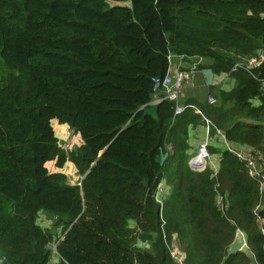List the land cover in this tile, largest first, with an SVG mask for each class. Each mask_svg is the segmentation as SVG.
<instances>
[{
    "label": "trees",
    "instance_id": "obj_1",
    "mask_svg": "<svg viewBox=\"0 0 264 264\" xmlns=\"http://www.w3.org/2000/svg\"><path fill=\"white\" fill-rule=\"evenodd\" d=\"M110 1L127 0H0V264H49L60 229L57 264H264V180L213 146L219 171L194 170L181 136L209 119L211 137L220 130L264 160V62L233 70L264 49V0ZM172 54L206 58L238 83L176 114L173 100L152 103ZM53 120L80 134L79 151L61 148ZM50 161L87 174L72 185ZM238 229L247 251L230 255Z\"/></svg>",
    "mask_w": 264,
    "mask_h": 264
},
{
    "label": "crops",
    "instance_id": "obj_2",
    "mask_svg": "<svg viewBox=\"0 0 264 264\" xmlns=\"http://www.w3.org/2000/svg\"><path fill=\"white\" fill-rule=\"evenodd\" d=\"M173 55H176V54L170 55V61H171ZM176 57H177V62L175 63L174 66H171V64H170V68H169L168 72L173 74L174 76L178 72H185L188 76L187 80L185 81L186 84L185 85L183 84L184 88L183 89L181 88V90H180L179 104L181 106H185L186 103L188 101H191V100L203 103V102L209 101L210 97H212L214 100L213 102H215L214 96L219 90L230 92L235 88V86L238 83L235 78L230 76L229 73L215 72L212 68H209V66L202 68V65L204 64V60H206V58H203V57H185L182 55L181 56L176 55ZM199 60H201V66L198 68V70L195 67L192 68L193 64L197 63ZM209 102H211V101H209ZM253 103L257 105L260 103V100L255 98L253 100ZM196 111L198 112V110H196ZM55 121H57V120H55ZM56 123H57V125H59V129H60V131L58 130L59 132H57L56 127H55ZM52 124H53V127H54V130H55L57 137L59 134L73 135L71 131L74 129H72L68 124H61L58 121L57 122L52 121ZM207 127H208V122H202V123H198L195 125L190 124V125H188L184 134L181 135L182 138H184V140L188 143L189 148L186 152L190 156V158L196 152H198L199 147L205 143L208 146H213L215 148H219L220 150L232 148V149L236 150L237 152L245 153V154H248L252 151L253 148L250 145L228 141L224 134L218 133L214 137L213 136L211 137ZM81 140H82V138H81ZM82 144H83V142H80L78 144L77 148L82 147ZM62 147L67 151L71 150L70 147H69V149H66L64 147V145H62ZM77 148H75L74 150H76ZM168 148L170 150H172V147H168ZM211 155H212V157H211V160H209V166L213 169L214 173H217L219 171V168H220V162H221L222 154L220 152H217V153H211ZM50 162L55 163V161H50ZM67 165H72L73 166V172L76 174L79 173L78 168L76 167V165L72 161H68L65 164V166H67ZM55 166H56V164H55ZM64 167L63 168L57 167L55 169H51L48 166L50 172L61 171V172H64L68 177L69 174L64 171ZM86 174H83L84 175L83 179L85 178ZM68 181L72 185H76L75 183H73L72 181L69 180V177H68ZM77 185H79V183H77ZM159 186H161L160 191H163L167 195L166 197H168V194L170 192V185L167 183L165 177H163L158 184V187H157V190H156V193L154 196L156 201H158V199L160 200V196L158 195ZM219 199L220 198H218V200ZM164 202L165 201H163V199L161 202H159L161 205L162 211L164 210ZM161 218L165 222L163 215H161ZM144 248H149V247L146 246V244H145ZM178 254H180L179 256L181 257V259H183V254L182 253H178Z\"/></svg>",
    "mask_w": 264,
    "mask_h": 264
},
{
    "label": "built area",
    "instance_id": "obj_3",
    "mask_svg": "<svg viewBox=\"0 0 264 264\" xmlns=\"http://www.w3.org/2000/svg\"><path fill=\"white\" fill-rule=\"evenodd\" d=\"M264 62V49L260 55L259 58H253L247 63H238L235 65L233 70H236L239 66H246L248 69L253 70L257 69L261 66V64ZM187 74L185 72H178L175 74V76L171 73H167L162 77H155L154 83H155V88L157 90V93L155 95V98L153 99L152 103H158L163 99H169L173 100L177 103L176 107V114L181 113L182 111L185 110L187 106H181L178 104L179 98H180V90L184 84V82L187 80ZM262 86L264 88V78H262ZM161 89V91H160ZM209 101L213 102V98L210 97ZM200 111V110H198ZM208 122V130H209V124L210 121L206 120ZM218 133L222 134L220 130H218ZM64 147L66 149H69L70 145L68 143L64 144ZM232 150V148H231ZM254 151V152H253ZM238 157L246 160L248 162L250 174L253 176H257L261 179L264 180V160L263 158L257 154L256 149H252V153H240L235 151ZM211 153L208 150V145L205 143L201 145L198 149V152H196L191 158H190V165L195 166L197 170H204L209 163V160H211ZM261 189L264 190V181L262 182ZM161 190V186H159L158 189V195L160 196V200L158 199L159 202L162 201V195L163 191ZM219 200H217V205L221 210H224V206L222 203V197L219 196ZM262 208V207H261ZM257 212V210H256ZM175 258L178 259L179 261H182L181 257L176 254L175 252L173 253Z\"/></svg>",
    "mask_w": 264,
    "mask_h": 264
},
{
    "label": "rangeland",
    "instance_id": "obj_4",
    "mask_svg": "<svg viewBox=\"0 0 264 264\" xmlns=\"http://www.w3.org/2000/svg\"><path fill=\"white\" fill-rule=\"evenodd\" d=\"M125 3H127V4H131V1L130 0H127ZM124 2H115V1H110V4H125ZM177 62V57H176V55H173L172 56V59H171V61H170V64H171V66H174L175 65V63ZM209 65H211V61L210 60H208V59H206V60H204V64L202 65V68L203 67H207V66H209ZM201 66V60H199L197 63H194L193 64V66H192V68H196L197 70H198V68ZM186 84V82L184 83V85ZM184 88V86L182 87V89ZM178 103H179V101H178ZM54 122H57V121H55V120H53ZM55 127H56V130H57V132H59L60 131V129H59V125H57V123H56V125H55ZM59 130V131H58ZM72 132V134L73 135H65V134H59L58 135V138H59V143H60V145H61V147H62V145H64V144H66V143H68V144H70V148H71V150H65L63 147V149L65 150V152H67V153H71V152H73V150L75 149V148H77V146H78V144L80 143V142H83L82 140H81V137H80V135L78 134V133H76L75 132V130H72L71 131ZM73 149V150H72ZM79 149L80 148H77L76 149V151H79ZM165 158V157H164ZM71 163V162H70ZM72 164V163H71ZM47 166H49L51 169H55V168H57L56 166H55V163L54 162H48L47 163ZM78 168V167H77ZM79 170V169H78ZM64 171L65 172H67L69 175H68V177H69V180L70 181H72L73 183H75L76 185H77V183H79V185H81V182H82V180H83V177H84V175L80 172V171H78L79 173H74L73 172V166L72 165H67V166H65L64 167ZM166 194L163 192V195H162V199H163V201H165L166 200ZM262 207L264 208V205H262ZM37 223L42 227V228H44V229H50L51 227H52V225H53V217L51 216V215H49V214H47V213H45V212H43V211H41L40 213H39V215H38V219H37ZM129 226L130 227H136V225H137V222H136V220H134V219H130L129 220ZM138 233H139V240H138V242H137V244H138V246L140 245V247H142V248H144L145 247V244H146V246H148L149 248H151L150 247V245H151V242H150V240H149V238H144V236H146V235H143V234H146V233H141V232H139L138 231ZM154 236V235H153ZM64 237V234H63V232H62V229H60V230H57V232H56V240H54V243L51 245V247H52V255H51V260L49 261V264H57L59 261H60V256H59V252H58V243H59V241L62 239ZM243 251L245 252V251H247V246L246 247H244V249H243Z\"/></svg>",
    "mask_w": 264,
    "mask_h": 264
},
{
    "label": "water",
    "instance_id": "obj_5",
    "mask_svg": "<svg viewBox=\"0 0 264 264\" xmlns=\"http://www.w3.org/2000/svg\"><path fill=\"white\" fill-rule=\"evenodd\" d=\"M191 167L196 169L195 166H191ZM246 246H247L246 236L242 230L238 229L236 232L235 239L230 246L229 254L230 255L237 254L238 252L242 251Z\"/></svg>",
    "mask_w": 264,
    "mask_h": 264
},
{
    "label": "clouds",
    "instance_id": "obj_6",
    "mask_svg": "<svg viewBox=\"0 0 264 264\" xmlns=\"http://www.w3.org/2000/svg\"><path fill=\"white\" fill-rule=\"evenodd\" d=\"M178 104H179V103H178ZM179 105H180V104H179ZM185 106H186V105H185ZM191 106H192V107H195V106H193V105H191ZM196 110H199V109L196 108ZM182 112H183V111H182ZM182 112H181V113H182ZM198 112L201 113L200 111H198ZM206 122H207V121H206ZM210 124H211V123H210ZM210 124H209V126H210ZM221 132H222V131H221ZM222 134H223V132H222ZM228 150H231V149H228ZM232 151L235 152L236 150L232 149ZM257 154L259 155L258 151H257ZM189 161H190V160H189ZM191 166H192V165H191ZM207 166H209V163L207 164ZM207 166H206V167H207ZM193 169H194V168H193ZM205 169H206V168H205ZM194 170H197V169H194ZM198 171H200V170H198ZM201 171H202V170H201ZM249 172H250V170H249ZM262 191H264V190H262ZM261 207H262V206H261ZM261 207H260V208H261ZM262 208H263V207H262Z\"/></svg>",
    "mask_w": 264,
    "mask_h": 264
}]
</instances>
